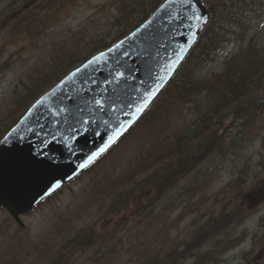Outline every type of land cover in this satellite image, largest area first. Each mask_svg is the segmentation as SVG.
Segmentation results:
<instances>
[{"label": "rangeland", "instance_id": "rangeland-1", "mask_svg": "<svg viewBox=\"0 0 264 264\" xmlns=\"http://www.w3.org/2000/svg\"><path fill=\"white\" fill-rule=\"evenodd\" d=\"M114 1L70 3L58 13L51 12L52 21L43 28V35L35 38L25 37L17 28L9 31L0 18L1 132L9 127L5 125L9 108L32 85L30 77L44 65L49 71L46 64L53 63L54 57L64 55L72 46L76 48L83 37L79 34L81 27L89 26L97 16L101 22L94 36L103 33L111 40L127 30L126 24H112ZM253 24L249 32L240 28L230 33L212 58L199 64L197 72L207 77L223 71L227 59L245 47L253 34L264 36V16ZM171 98L161 96L144 123L95 166L23 214L24 226L0 208V264H47L54 260V264H152L158 251L170 250L177 240L189 237L191 229L204 221L206 211L227 199L235 203L233 207H243V218L203 242L202 251L221 240L229 243L233 239L234 243L213 258L195 263L196 258L191 257L182 264H243L245 256L253 264H264V120L228 156L211 155L189 174L188 183L190 178V183L201 179L205 191L189 186L182 194L192 196L181 208L168 202L166 194L139 218L131 215L154 190L128 182L140 157L146 156L154 144L168 142V133L171 138L177 137L184 122L194 116L195 106L189 100L174 95ZM200 99L198 96L196 101ZM239 178L243 180L238 185ZM170 196L176 199L178 194ZM111 200L126 207L112 213Z\"/></svg>", "mask_w": 264, "mask_h": 264}, {"label": "trees", "instance_id": "trees-1", "mask_svg": "<svg viewBox=\"0 0 264 264\" xmlns=\"http://www.w3.org/2000/svg\"><path fill=\"white\" fill-rule=\"evenodd\" d=\"M0 18L9 31L17 28L20 33L35 38L43 35V28L52 21L51 12H60L66 6L76 4L77 0H7L1 4ZM163 0H115L112 24H126L127 30L118 32L111 40L103 37V33H94L99 29L101 18L95 16L89 26L81 27L78 46H72L62 56H56L53 63H48L31 76L32 85L28 86L21 99L17 98L9 108L5 125L14 124L32 102L49 86L65 76L74 66L92 56L95 52L107 48L145 21ZM212 18L205 32L202 33L188 58L174 75L172 82L164 90L188 99L193 92L205 91V95L197 106L191 121L183 127L175 138L165 139L168 142L154 144L150 151L156 150L145 158L141 169H154L144 179L143 188L154 190L149 200L139 209L131 213L139 218L148 208L154 206L168 190L178 184L196 165L202 163L210 155L228 156L251 135V130L258 128L264 120V44L257 40L250 42L241 54L228 60L225 71L211 78H196L195 66L206 60L212 50L224 41L226 33L236 26L249 29L251 23L264 13V0H212L210 2ZM102 37V38H101ZM209 54V55H208ZM51 57V56H50ZM2 65V64H0ZM206 89V90H204ZM2 124L0 125V127ZM1 129L0 128V132ZM168 144L170 146H168ZM149 151V152H150ZM168 159H171L168 162ZM140 171V170H138ZM137 171V172H138ZM168 183L170 184L168 186ZM217 197V195H216ZM168 202L175 206L184 200L169 198ZM128 205V204H127ZM126 207V205L124 206ZM119 204L112 200L110 210L117 213ZM217 212L207 211L206 221L194 228L190 236L177 240L170 251H158L152 264H182L191 257L204 261L221 254L231 244L225 240L204 252L202 243L208 238L218 235L231 223L242 219L241 209L232 208L230 200L224 201ZM221 242L225 244H221ZM74 244H69V247ZM64 247H62L63 249ZM199 251V252H197ZM66 253L63 254V260ZM249 259L244 264H247ZM55 260L51 263L54 264ZM21 264V263H20Z\"/></svg>", "mask_w": 264, "mask_h": 264}, {"label": "water", "instance_id": "water-1", "mask_svg": "<svg viewBox=\"0 0 264 264\" xmlns=\"http://www.w3.org/2000/svg\"><path fill=\"white\" fill-rule=\"evenodd\" d=\"M196 15L208 18L201 0L195 5L185 0H166L140 27L94 55L78 68L79 72L73 71L37 100L0 142V206L22 223L20 214L31 210L41 196H46L44 193L53 182L60 181L61 185L83 170L85 167L79 165L86 163L88 156L107 140V135L101 139L93 132L110 133L118 123L131 120V115L124 113L135 111V106L154 88L155 81L164 77L163 86L149 103L166 85L182 60L173 68L174 53L183 46L184 57L206 21L197 20ZM166 67L172 69L170 75L165 72ZM117 71L124 76L117 78ZM95 100H101L103 106H97ZM59 107L68 110L54 116L52 113ZM37 120L45 125L48 136L29 131L36 127ZM77 120H88L85 127L89 132L71 141L74 153H70L64 137L71 135L69 126ZM42 139L49 141L47 147L41 143Z\"/></svg>", "mask_w": 264, "mask_h": 264}, {"label": "snow or ice", "instance_id": "snow-or-ice-1", "mask_svg": "<svg viewBox=\"0 0 264 264\" xmlns=\"http://www.w3.org/2000/svg\"><path fill=\"white\" fill-rule=\"evenodd\" d=\"M185 3H190L191 5H195L199 3V0H185ZM197 20H203L206 19V17L200 16V15H196L195 17ZM185 51V48L182 46L180 51L177 53H174V55L176 56V60L172 61V67L174 68L175 65L181 60L183 59V52ZM125 56L128 55L127 52L124 53ZM89 63H92L91 61ZM171 68H165V72H167L169 75L171 74ZM77 71L79 72L80 69H77ZM116 77L120 78L124 76L123 72L117 71L116 72ZM163 80L164 77H160L158 80L155 81V86L152 90L148 91L145 94V98L143 99L141 104H138L135 106V111L128 113L125 112L124 115H131L132 119L129 121H124V122H120L118 123V126L114 129L111 130V132H105V133H101L99 131H94L93 135L101 137V139H103L104 135H107V140L104 141L103 145L101 147H99L96 151L92 152L91 155L88 156L87 158V162L80 164L79 167L80 168H84L87 166L88 163H91L92 161H94L97 157H99L102 153H104L105 151H107V149L114 144L122 135L124 132H126L128 130V128L131 126V124L135 121V119L137 118V114L141 113L144 110V107L147 106V104L149 103L150 99L156 94V92L159 90L160 87L163 86ZM71 99V98H69ZM61 103H63V101L61 100ZM94 103L97 106L102 107L103 106V102L101 100H95ZM128 107H132L131 105H128ZM68 109L64 108V107H59L57 112L52 113L54 116L59 115L62 112L67 111ZM81 111H83V109H81ZM57 123L59 121H56ZM105 124H107L108 122L105 121ZM89 121L88 120H77L75 125H70L69 126V131L71 133L70 136H66L64 137V142H65V147H67L68 151L70 153H74V149L72 148V144L71 141H76L77 138L83 133V134H87L89 132V128L85 127V125H88ZM78 125V127L76 126ZM44 124L39 123V121L37 120L36 123V127L35 128H30L29 131L32 132L33 135H41L43 133V135L46 137L49 134L44 132ZM15 131V130H14ZM7 140V138H5ZM20 139H23V137H20ZM56 139L55 135L52 136V140L54 141ZM41 143L47 147L49 141L47 139H42ZM70 178V177H69ZM60 186V181H55L53 182L48 190L44 193V195H48L50 194V192L55 189L58 188ZM41 199H43V196H41Z\"/></svg>", "mask_w": 264, "mask_h": 264}, {"label": "bare ground", "instance_id": "bare-ground-1", "mask_svg": "<svg viewBox=\"0 0 264 264\" xmlns=\"http://www.w3.org/2000/svg\"><path fill=\"white\" fill-rule=\"evenodd\" d=\"M7 1V0H6ZM6 1H3L4 2V4H6Z\"/></svg>", "mask_w": 264, "mask_h": 264}]
</instances>
